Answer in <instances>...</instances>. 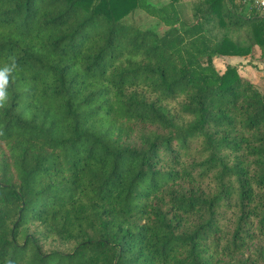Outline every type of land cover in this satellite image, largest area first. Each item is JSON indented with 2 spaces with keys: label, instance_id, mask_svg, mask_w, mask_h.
I'll return each mask as SVG.
<instances>
[{
  "label": "trees",
  "instance_id": "trees-1",
  "mask_svg": "<svg viewBox=\"0 0 264 264\" xmlns=\"http://www.w3.org/2000/svg\"><path fill=\"white\" fill-rule=\"evenodd\" d=\"M188 5L0 0V264H264V13Z\"/></svg>",
  "mask_w": 264,
  "mask_h": 264
},
{
  "label": "crops",
  "instance_id": "crops-1",
  "mask_svg": "<svg viewBox=\"0 0 264 264\" xmlns=\"http://www.w3.org/2000/svg\"><path fill=\"white\" fill-rule=\"evenodd\" d=\"M169 0L161 5L168 3ZM213 64L219 73H223L226 66L236 67L238 73L255 84L264 94V56L255 47L253 55L249 56H219L213 59Z\"/></svg>",
  "mask_w": 264,
  "mask_h": 264
},
{
  "label": "rangeland",
  "instance_id": "rangeland-1",
  "mask_svg": "<svg viewBox=\"0 0 264 264\" xmlns=\"http://www.w3.org/2000/svg\"><path fill=\"white\" fill-rule=\"evenodd\" d=\"M151 2L155 3V4H158V5H161L163 3H160V2H165V0H150ZM188 2V4L190 3V5H188L186 7V10H185V15L186 17L187 16H190L191 14V7L199 0H186ZM187 19H191V16L190 17H187ZM132 20L137 24L139 25V27L142 29V30H155L156 32L158 33H162L165 28L162 27L160 25V23L158 21H156V19L154 18H151L149 16H147L145 13L143 12H137L133 17H132Z\"/></svg>",
  "mask_w": 264,
  "mask_h": 264
},
{
  "label": "clouds",
  "instance_id": "clouds-1",
  "mask_svg": "<svg viewBox=\"0 0 264 264\" xmlns=\"http://www.w3.org/2000/svg\"><path fill=\"white\" fill-rule=\"evenodd\" d=\"M13 68H15V63H13L11 68L6 66L3 69H0V107H3L8 98L7 87L9 84V75Z\"/></svg>",
  "mask_w": 264,
  "mask_h": 264
},
{
  "label": "built area",
  "instance_id": "built-area-1",
  "mask_svg": "<svg viewBox=\"0 0 264 264\" xmlns=\"http://www.w3.org/2000/svg\"><path fill=\"white\" fill-rule=\"evenodd\" d=\"M246 2L257 11L264 13V0H246Z\"/></svg>",
  "mask_w": 264,
  "mask_h": 264
}]
</instances>
